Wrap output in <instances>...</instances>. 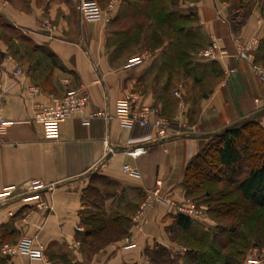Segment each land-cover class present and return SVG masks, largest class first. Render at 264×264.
I'll use <instances>...</instances> for the list:
<instances>
[{
    "label": "crops",
    "instance_id": "1",
    "mask_svg": "<svg viewBox=\"0 0 264 264\" xmlns=\"http://www.w3.org/2000/svg\"><path fill=\"white\" fill-rule=\"evenodd\" d=\"M99 1L104 17L97 21L82 19L80 0L2 4V16L14 26H2L0 39V116L7 122L0 134V190L15 186L20 195L0 203V242L13 245L25 233L34 235L48 263L0 252V264H84L90 249L81 232L86 222L96 221L83 213L92 207L101 218H128L133 246L121 237L92 251L88 264L143 263L147 250L158 246L173 252L185 231L163 198L189 199L184 171L201 141L248 118L264 125V102H255L264 96V83L250 63L196 55L211 36L231 54L233 35L257 30L255 59L264 64V0ZM28 86L36 87L33 95ZM75 87L88 96L85 112L96 113L88 124L79 117L33 120L35 104ZM122 97L173 121L168 138L141 142L145 152L130 156L129 143L142 130L124 127L115 117ZM124 164L137 173L123 171ZM32 180L45 187L26 192ZM90 186L97 189L99 206ZM155 189L160 194L152 199L148 222L137 229L132 216Z\"/></svg>",
    "mask_w": 264,
    "mask_h": 264
},
{
    "label": "rangeland",
    "instance_id": "2",
    "mask_svg": "<svg viewBox=\"0 0 264 264\" xmlns=\"http://www.w3.org/2000/svg\"><path fill=\"white\" fill-rule=\"evenodd\" d=\"M4 3L5 0H0V39L3 33L2 26H14L2 16L1 9ZM155 19H160V16L156 15ZM12 33L16 35V32ZM204 47L197 50V56ZM192 56L190 55V58ZM254 62L259 64L256 59ZM227 75L225 73L223 82L227 80ZM174 95L179 97V92L174 91ZM259 121L258 118H254L250 123H245L247 128L243 130V138L249 131L259 134V126L264 131V125ZM257 137L259 138V136ZM209 140L203 139L199 150L203 146L206 147ZM247 164L248 161L245 158L241 159L235 165L234 173L220 165H214L216 169L211 171L210 176L203 175L202 180L195 183V191H187L189 199L175 203L169 197L163 198L176 214H178L176 211L178 207L194 205L193 214L188 217L192 220V227L184 232L182 246L170 253L172 261L169 264H261L262 262L264 264V208L254 209L248 200L240 196L237 190V181L247 171ZM210 165L213 164L210 163ZM207 177L210 178L209 181ZM157 186L159 187L160 184ZM156 191L157 193H154ZM159 194L158 189L150 190L148 197L137 207L132 216L133 225L137 229L148 222L147 212L152 206V199ZM93 212H96L93 207L85 209L83 217L87 218ZM118 219H122V217H118ZM126 237H128L127 234L123 236V239L127 246ZM1 246L0 242V248ZM91 252V250L87 251L88 259L84 264H88L89 260L93 258ZM139 264H151V261L145 259L143 263Z\"/></svg>",
    "mask_w": 264,
    "mask_h": 264
},
{
    "label": "built area",
    "instance_id": "3",
    "mask_svg": "<svg viewBox=\"0 0 264 264\" xmlns=\"http://www.w3.org/2000/svg\"><path fill=\"white\" fill-rule=\"evenodd\" d=\"M80 16L85 21H97L104 17V12L100 7L97 0H80L79 2ZM231 42L233 46V53H228L224 50L214 36H211L209 43L198 52V57L206 58L209 60H221L226 56H230L235 60H245L250 63L251 70L254 75L264 83V65L254 62L255 52L259 46L260 36L258 31L252 32L248 37L241 38L240 36H232ZM10 63L14 66L17 73H21V69L18 67L17 61L12 57H7ZM232 70H228L231 72ZM227 72V74H228ZM28 92L33 95L36 92V87L28 86ZM178 95L177 92H175ZM255 102L258 104L264 102V96L255 98ZM88 103V96L83 87L68 88L62 95H50L49 101L45 104H35V111L33 120L35 122L46 121H64L69 118L79 117L83 124H88L89 120L96 115L94 112H85ZM105 118L108 115L104 112H100ZM115 117L119 123L127 128L133 129L134 127H140L142 135L137 139H131L130 148L127 153L136 157L145 152V148L141 145V142H157L168 138L170 135V129L174 126V122L170 119L160 116L157 111L152 109L146 104L137 106L134 100L128 97L119 98L116 102ZM7 122H5L0 116V134L5 130ZM140 143V144H137ZM123 171L131 174H136V169L129 164L123 165ZM157 184H160L159 181ZM45 185L38 181L32 180L27 185L26 192H35L42 189ZM15 186H6L0 190V203L13 199L18 193H15ZM154 193H157L154 192ZM194 205L188 204L186 207H178L177 213L183 214L186 217H191L193 214ZM138 218V216H136ZM81 230V227H77ZM128 241L126 247L133 246L128 237L125 238ZM0 252L4 255H11L14 253H21L26 255L30 260L47 262L45 253V246L36 241L35 236L25 233L20 240L13 244H3L0 248Z\"/></svg>",
    "mask_w": 264,
    "mask_h": 264
},
{
    "label": "trees",
    "instance_id": "4",
    "mask_svg": "<svg viewBox=\"0 0 264 264\" xmlns=\"http://www.w3.org/2000/svg\"><path fill=\"white\" fill-rule=\"evenodd\" d=\"M252 120L248 118L238 124L226 126L217 134L207 138L210 139L208 145L203 146L186 164L184 171L186 192L195 191V183L202 180L203 175L210 176L211 171L216 169L214 165H220L234 173L235 165L245 158L248 161V168L243 177L237 181V190L254 209L264 208V131L258 125L259 134L249 131L243 138V130L247 128L245 123H250ZM89 188L96 199L95 204L99 206L97 189L92 186ZM90 215L95 217L93 221L96 222L87 223L86 228L81 232V241L91 251H96L109 242L120 239L128 233L131 225L128 218H101L96 212ZM176 224L182 230L188 231L192 227V220L183 214H176ZM147 253L151 264H169L172 261L169 251L161 246L147 250Z\"/></svg>",
    "mask_w": 264,
    "mask_h": 264
},
{
    "label": "water",
    "instance_id": "5",
    "mask_svg": "<svg viewBox=\"0 0 264 264\" xmlns=\"http://www.w3.org/2000/svg\"><path fill=\"white\" fill-rule=\"evenodd\" d=\"M240 121H242V120H240ZM236 123H238V122H235L234 124H236ZM218 132H216L215 134H217Z\"/></svg>",
    "mask_w": 264,
    "mask_h": 264
}]
</instances>
